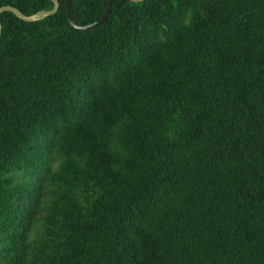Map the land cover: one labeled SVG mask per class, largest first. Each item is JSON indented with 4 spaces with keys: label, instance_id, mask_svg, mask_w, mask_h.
I'll use <instances>...</instances> for the list:
<instances>
[{
    "label": "trees",
    "instance_id": "1",
    "mask_svg": "<svg viewBox=\"0 0 264 264\" xmlns=\"http://www.w3.org/2000/svg\"><path fill=\"white\" fill-rule=\"evenodd\" d=\"M109 1L0 14V264H264V0Z\"/></svg>",
    "mask_w": 264,
    "mask_h": 264
},
{
    "label": "water",
    "instance_id": "2",
    "mask_svg": "<svg viewBox=\"0 0 264 264\" xmlns=\"http://www.w3.org/2000/svg\"><path fill=\"white\" fill-rule=\"evenodd\" d=\"M52 2V7L49 10H38L30 15H23L22 13H20L17 9H15L14 7L8 6V5H3L0 6V14L2 12H10L12 13L16 18L24 21V22H33V21H38L41 20L51 14H53L58 6V2L57 0H50ZM131 2H141L143 0H129ZM109 9H110V1L107 0V4L105 7L104 12L102 13V15L100 16L99 19H97L96 21L86 24V25H76L74 24L70 19H69V15H68V5L66 6V13H67V18L69 20V23L71 24V26L75 29L78 30H85V29H89L92 28L100 23H102L103 21H105L106 17L108 16L109 13Z\"/></svg>",
    "mask_w": 264,
    "mask_h": 264
},
{
    "label": "rangeland",
    "instance_id": "3",
    "mask_svg": "<svg viewBox=\"0 0 264 264\" xmlns=\"http://www.w3.org/2000/svg\"><path fill=\"white\" fill-rule=\"evenodd\" d=\"M41 215V214H40ZM38 229H40V227H38ZM36 239V238H35Z\"/></svg>",
    "mask_w": 264,
    "mask_h": 264
}]
</instances>
